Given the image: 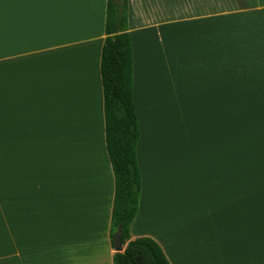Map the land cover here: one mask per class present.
Instances as JSON below:
<instances>
[{
  "label": "crops",
  "instance_id": "1",
  "mask_svg": "<svg viewBox=\"0 0 264 264\" xmlns=\"http://www.w3.org/2000/svg\"><path fill=\"white\" fill-rule=\"evenodd\" d=\"M127 0L141 176L131 239L264 264V0ZM107 0H0V264H113Z\"/></svg>",
  "mask_w": 264,
  "mask_h": 264
},
{
  "label": "trees",
  "instance_id": "2",
  "mask_svg": "<svg viewBox=\"0 0 264 264\" xmlns=\"http://www.w3.org/2000/svg\"><path fill=\"white\" fill-rule=\"evenodd\" d=\"M99 73L103 93L104 134L114 179L110 238L121 230V252L113 264H169L160 246L148 237L131 239L141 193L136 157L139 128L132 97V57L127 33V0H107Z\"/></svg>",
  "mask_w": 264,
  "mask_h": 264
},
{
  "label": "water",
  "instance_id": "3",
  "mask_svg": "<svg viewBox=\"0 0 264 264\" xmlns=\"http://www.w3.org/2000/svg\"><path fill=\"white\" fill-rule=\"evenodd\" d=\"M120 234H121V230L118 229V231L115 235V246L113 248L114 252H121L123 250V247H122L121 242H120Z\"/></svg>",
  "mask_w": 264,
  "mask_h": 264
},
{
  "label": "rangeland",
  "instance_id": "4",
  "mask_svg": "<svg viewBox=\"0 0 264 264\" xmlns=\"http://www.w3.org/2000/svg\"><path fill=\"white\" fill-rule=\"evenodd\" d=\"M221 0H217V7L221 4Z\"/></svg>",
  "mask_w": 264,
  "mask_h": 264
}]
</instances>
